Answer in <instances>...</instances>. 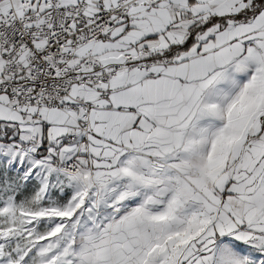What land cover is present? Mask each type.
Instances as JSON below:
<instances>
[{"label": "snow or ice", "instance_id": "1", "mask_svg": "<svg viewBox=\"0 0 264 264\" xmlns=\"http://www.w3.org/2000/svg\"><path fill=\"white\" fill-rule=\"evenodd\" d=\"M0 264H264V0H0Z\"/></svg>", "mask_w": 264, "mask_h": 264}]
</instances>
